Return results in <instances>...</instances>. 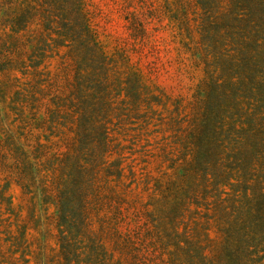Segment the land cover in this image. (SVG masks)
<instances>
[{
  "label": "rangeland",
  "instance_id": "374dc122",
  "mask_svg": "<svg viewBox=\"0 0 264 264\" xmlns=\"http://www.w3.org/2000/svg\"><path fill=\"white\" fill-rule=\"evenodd\" d=\"M0 264H264V0H0Z\"/></svg>",
  "mask_w": 264,
  "mask_h": 264
},
{
  "label": "trees",
  "instance_id": "16d2710c",
  "mask_svg": "<svg viewBox=\"0 0 264 264\" xmlns=\"http://www.w3.org/2000/svg\"><path fill=\"white\" fill-rule=\"evenodd\" d=\"M65 207V206H64ZM63 210V209H62Z\"/></svg>",
  "mask_w": 264,
  "mask_h": 264
}]
</instances>
